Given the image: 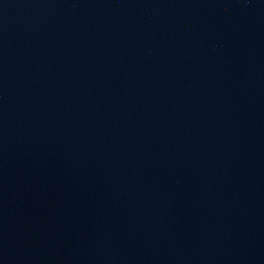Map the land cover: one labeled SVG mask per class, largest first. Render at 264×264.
<instances>
[{"label": "water", "instance_id": "1", "mask_svg": "<svg viewBox=\"0 0 264 264\" xmlns=\"http://www.w3.org/2000/svg\"><path fill=\"white\" fill-rule=\"evenodd\" d=\"M0 264H264V0H0Z\"/></svg>", "mask_w": 264, "mask_h": 264}]
</instances>
